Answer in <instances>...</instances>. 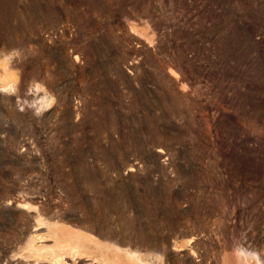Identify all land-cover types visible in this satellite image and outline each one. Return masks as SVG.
Listing matches in <instances>:
<instances>
[{
	"label": "rangeland",
	"instance_id": "obj_1",
	"mask_svg": "<svg viewBox=\"0 0 264 264\" xmlns=\"http://www.w3.org/2000/svg\"><path fill=\"white\" fill-rule=\"evenodd\" d=\"M0 264H264V0H0Z\"/></svg>",
	"mask_w": 264,
	"mask_h": 264
}]
</instances>
